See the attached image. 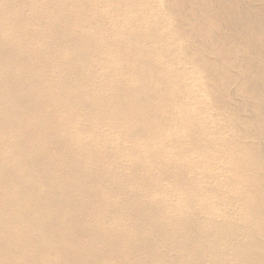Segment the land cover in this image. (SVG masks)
Returning <instances> with one entry per match:
<instances>
[{
  "label": "bare ground",
  "instance_id": "bare-ground-1",
  "mask_svg": "<svg viewBox=\"0 0 264 264\" xmlns=\"http://www.w3.org/2000/svg\"><path fill=\"white\" fill-rule=\"evenodd\" d=\"M0 264H264V0H0Z\"/></svg>",
  "mask_w": 264,
  "mask_h": 264
}]
</instances>
